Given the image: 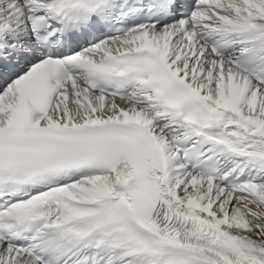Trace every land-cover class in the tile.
I'll return each mask as SVG.
<instances>
[{
    "label": "snow or ice",
    "instance_id": "obj_1",
    "mask_svg": "<svg viewBox=\"0 0 264 264\" xmlns=\"http://www.w3.org/2000/svg\"><path fill=\"white\" fill-rule=\"evenodd\" d=\"M0 264H264V0H0Z\"/></svg>",
    "mask_w": 264,
    "mask_h": 264
}]
</instances>
